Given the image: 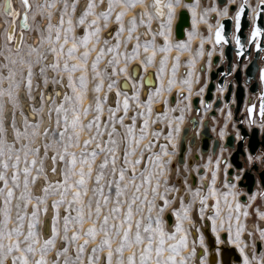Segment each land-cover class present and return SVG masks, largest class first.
Here are the masks:
<instances>
[{"label":"rangeland","instance_id":"374dc122","mask_svg":"<svg viewBox=\"0 0 264 264\" xmlns=\"http://www.w3.org/2000/svg\"><path fill=\"white\" fill-rule=\"evenodd\" d=\"M145 1L146 0H143V2L141 3L138 0V2L131 9L126 10L124 13L123 23H124L125 31L119 34L120 45H119V48L116 49L118 53H123L124 55L120 56V63L117 64L116 67L120 68V67L125 66V56H131L133 46L139 43L140 47L139 49H137L138 55H136L135 57L141 56L145 63L152 64L154 66L158 74V77H159V85L153 91H150L148 93V97L147 96L142 97L141 99L138 96L139 86L136 85L134 91L137 93V96L134 99V101H136L135 103L139 105L137 107H133V103L129 99L128 101L129 107H128L126 114L124 113L123 105H121L120 103H119V107L117 108V104L114 106H110L108 105L106 100L102 99L103 111L100 114L101 128L104 127L103 121L107 120L109 117V108L116 109L117 119L121 115L124 116L125 125L130 124L132 116L135 115L136 116V124H135L136 133H139L143 120L145 119L148 120V134L144 137L143 140L140 141V147L137 148V150L133 153V157H132L133 159H135L136 157H141V164L136 166L137 167L136 182H140L141 180L140 170L144 167L145 164L147 165L148 169L152 170L154 173L156 172V165H154L153 162L148 159L149 154L151 155L159 154L161 156L162 161H168V163L165 165V172H164V176L167 177V184H165L164 176H161L160 187L157 190L158 193H165V196L168 200V204L164 208V212L161 214L162 220H163L162 226H163L164 232L166 233L165 238H164L165 251L163 253V256H167L169 254L167 250L168 245L175 244L180 239L181 235H185L187 237L186 246L180 248L179 255L177 256V260H179L180 256H183L185 258L186 264H199V263L205 264V262H203L204 258H201V259L196 258L194 242H201V240L202 241L205 240V243H206V239L202 233L203 239L199 237L198 239L193 240L191 233L189 231V227H190V224L195 223L197 220L198 221L201 220L202 219L201 217L204 216L208 212L210 219H211L210 225L214 233L219 237V239H221V233L226 232V234H228L230 241L235 242L242 250L245 258H248L249 256H248L247 247H248L249 241L252 240L253 236L255 237V240L259 239V235L264 238V221L259 222L261 218H264V215L261 214V213H264V196H261L259 194L260 192H264V189L259 183L258 176L256 173L257 185L255 186L254 192H253V193H256L255 199L252 200L251 202L249 201V197L253 194L252 193L249 195L246 194L245 201L240 200L239 196L240 194L244 193L245 190L242 187H238L236 183L237 180L234 181V178H233V176L237 177V175H239L240 173L238 172V170L234 169L233 173L231 174L232 178H230L231 175L227 173V169L231 166L230 161H229L231 152L233 149L236 148L235 146L238 142V141L235 142V139H234L235 135H237V138L239 137V141H242L243 148L246 146V143H247L246 137L244 138L241 137V130H240L239 125L244 127L246 130H247V125L257 124L258 126L259 125L261 126L262 124V127L264 126V117L261 116V118H258L257 116L259 95H258V92L256 93L250 92L251 94H254V95L248 94L251 96L250 98L251 100L249 102H255V104L257 105L256 107H254L253 115L251 118L248 117L247 107L252 104L247 105L244 109L245 111L241 112L242 105H243V102H242V105L240 106L238 112L235 114L234 112L235 105L233 104L231 106V104H229L231 100H232V103H234L233 94H231L229 102H225L223 97L227 91V87L226 89L224 87L225 91H223L222 94H219L218 93L219 88L216 85V80L214 81V88H213V90L215 89L214 92L216 91L215 92L216 94H214V98H215L214 102L210 101L212 99V95L208 101L205 99V95H206V86L209 81L210 71L215 69L213 67L217 64V62L214 63L213 61L214 58L218 56V62L219 61L221 62V60L223 62L222 50L220 51V57H219L216 51L221 48L216 46L212 38L213 29L216 26V24L219 22V20L221 19V18L219 19L220 10H223L226 8V11L228 12L227 15H233V13L230 12V10L228 9V5L231 3L238 5L242 1H246V3H248V6L252 8L255 7L257 10L259 3H261L259 1L261 0H226V3L222 5L218 4L217 0H194L192 4V5H195L194 9L191 5L192 26L191 25L189 26L187 36L182 39H176L174 37V33L173 35L171 34V29H170L171 24L169 23V20L165 21L163 25H164L165 34L167 35V41H165V37L163 35H161L164 40L162 43L157 42L156 37H152L151 40H149L152 43L150 46H148L147 51L153 52V50H155V54L154 56L153 55L151 56L150 62H149V55L147 51H145V41H142L139 37L141 24L137 20V18H136V27L132 32V39L126 40V37L128 36L127 29L130 26L129 19L133 17V15L135 14V8L138 5H141L144 8V10L147 9ZM55 2H56V7L51 10L53 11V24L58 23L59 9L63 7V0H55ZM68 2L70 5L71 0H68ZM169 2L173 4L174 11L182 7L181 0H169ZM31 4L35 5V0H31ZM79 5H82V3H80ZM98 8L96 9L97 11H99ZM120 8H121V5H116L114 7L113 15L110 17L108 24L111 23L112 20H115L114 13L116 11H120ZM29 12L30 14H28V17L30 18V22H29L30 26L28 30L24 31V36H23V40L25 39L26 43L21 44L19 50H14L12 48V44L6 42L5 35L3 36V28H1V31H0V39L2 40V46H1L2 48L0 50V90H3V94L0 95V105H4L5 101L9 100L12 103V105H14L20 111L21 118L23 117L21 115L22 112H21L20 103L23 101V99L28 101L29 96L31 97L32 94H34V92H37L40 90L39 87L48 85V84L46 85L44 84L45 83L44 76L40 74L39 66L33 64L32 86H31V93H29L28 88H27V63L26 62L22 63L21 57H23L25 61L31 58L28 55L30 45L33 47H37L38 50L43 51L44 54H53L47 51V49L50 47L48 40L42 39L43 37H46L48 35V31L45 27V19H46L47 11H45L44 17L36 15L35 7H33V9H31ZM34 16L36 17L35 19H34ZM77 17L78 15H75V13L72 15V19L74 22L77 19ZM92 18H93L92 16L87 17L88 20H91ZM67 19L68 17L65 16V21H67ZM146 22H147V25H149V18H148V21ZM37 24L40 25V31L36 30ZM66 26H67V23H65L64 27ZM116 26L114 27V29H116ZM103 29L104 28H102L100 32L99 42L90 40L88 43L89 56L87 58L88 63H87V68H86L87 93L82 101L81 108L84 105H88V104H92L94 106L95 98L97 96L103 98L104 97L103 93L106 90V87L108 88L107 85L110 80L116 81L113 87H116L117 85V78L115 79L114 77L112 79H109L110 78L109 71L112 70V65H110L108 61L109 59L112 58L113 54L107 51L108 47L114 46L115 44H110V45L104 44V38L102 36ZM74 31L77 36H82L83 26H79L75 28ZM36 33L38 34V38L36 41L37 44L35 43L31 44L30 43L31 34L36 35ZM52 35L53 37L55 36V29H53ZM62 40H63V33L61 34V41L56 42L58 51H59V43L62 42ZM71 43L72 41L71 39H69V41L64 46V52L62 56L57 57L56 54H54L56 57V60H58L59 62L61 69L63 67L65 60H68L69 64L76 62L75 60L70 59L68 57L67 49L71 46ZM93 43H96L95 48L92 47ZM180 44H183L185 46L179 47L178 45ZM101 46L104 47L105 52L97 64V70L101 71L102 76H95L93 74L91 63H92V60L95 58ZM164 47H167L166 52L161 50ZM83 51H84L83 47H78L75 55L78 56ZM209 53H211V55H209ZM5 57H8V59L6 60ZM33 57H34V54H33ZM134 58L127 60L126 66ZM162 58H164V63H163V71L161 72L160 69H161V59ZM51 59H52V56H51ZM13 60H15V63H12ZM234 64L236 65L235 61H234ZM174 65H175V68L173 67ZM55 71L56 73L67 75V77L69 75L67 72H63L60 69H57ZM10 72L13 73V75L10 76L9 75ZM53 72H54L53 70L49 71V68L45 69L46 75L48 77H51L48 81L49 83H51L53 81V78L57 75L55 72L54 73ZM189 73L191 74L189 75ZM71 75L73 77V80L78 83V78L81 75V70L78 69L72 72ZM101 78L103 79V85L101 86L99 93L94 92L93 88L95 84L101 80ZM230 78H232V76L226 77L227 80H229ZM170 79L173 81L171 86H169ZM38 81L40 82L39 84L42 83L43 85L42 84L39 85ZM65 81L67 84V78H64V83ZM182 81H189L190 85L189 83H182ZM242 82H243V79H242ZM233 83L235 84L234 79H233ZM245 85L247 86V84ZM203 88H204V92L202 94ZM157 89L160 90L158 93H157ZM180 90H184V91L179 92L178 94L179 99L176 100L175 94L176 92ZM8 92H11L13 94L11 99L9 98L8 95L6 96ZM19 92L23 94L22 101H18ZM231 93H233V90ZM69 95H72V90H70ZM201 95H202L201 97L202 104L201 105L199 104L200 107L198 106V109H196L193 106L192 101L195 97H197L199 101ZM150 96H151V100H149ZM220 96H221V99L219 101V104L217 105V106L220 105L218 107V111H216L217 109L216 108L214 113L212 111L210 112L211 109H214L213 107H216L215 103L220 98ZM131 97H132V94H131ZM159 99L165 100L167 103L174 102V104L170 105L168 103L167 110L160 117H156L152 111V104ZM65 106L67 107L68 105L66 104ZM149 106L151 107V112L148 111ZM37 107L38 105L32 108L36 109ZM49 108L53 109L52 111L53 123L50 127L53 129H56V132L58 133L59 126L56 124L57 115L55 112V105H53V102L48 107V109ZM141 112L144 113L143 116L140 115ZM95 114L96 113L94 111L90 110L86 116L81 115V122L87 123L89 120L92 119V117ZM67 115H68L69 120H71L72 115H73L72 112L69 111ZM211 116L213 117L211 118ZM192 118L198 119V122H200L201 119L206 120L207 124L209 125L210 123L211 125L212 136L216 139H220V137L224 136V140L220 141V145L217 147L214 153H211V151H209V154L204 156L202 160L199 162V164L197 165V170L198 168H201L202 170L201 179H204L205 181L200 180L198 184L196 185V187L195 186L192 187L189 185L188 187H186V193L184 195L177 196L175 194L176 192L174 189V186L176 184V182L174 181L175 176H171L170 164L176 155V150L178 147V140H179L178 137L182 131L180 130V128L182 129V127L186 123L189 126V131L190 129L195 130L197 128V126L196 127L191 126L190 120ZM7 122L8 124L11 123V119L7 118ZM62 123L63 121H61V124ZM12 125L13 123H11L10 126L12 127ZM177 125L179 126V132L175 131ZM11 127H10V133L12 135ZM116 127L118 129V132L114 133V136L117 139V142L120 144V148L118 149V152H117V156L119 158L116 164V174H118L119 169L122 166V155L121 154L124 148L122 137L125 136L126 129L120 127L119 123L116 124ZM170 127L172 131L171 140H169L168 138ZM18 130L21 133H23L25 130V125L21 129L19 128ZM28 130L29 132H31L30 127ZM69 131H71V129H69ZM93 131H95V127H93ZM153 132L158 133V135L152 136ZM226 132L227 134H225ZM88 135L89 133L87 130L82 131L80 134L81 143L79 145H74L72 148L69 149V151L77 153L78 161L80 158V150L81 148L84 147L83 140L87 138ZM229 136H232L233 138V143H234L233 147L224 145L227 137ZM43 137H42L43 145L47 140L54 139V136H50L44 133H43ZM101 139H107L106 132L104 133ZM149 140L153 141L151 148L144 149L143 153H141V149L143 148V145L148 143ZM22 143H27L29 147H35L36 144L39 143L38 135L37 136L30 135L26 140L22 136L20 141H15V143L11 142L9 144H14V148H21ZM160 145H164L165 148L162 150L160 148ZM94 147H95V143L88 145L89 150H91ZM48 151H49V158H50L53 148L50 147ZM262 151H264V149L259 148L256 151V153L253 154L252 157H259ZM17 154L20 157L19 162L17 163L16 170H15L16 175H17V180L12 181L11 175L13 173V168L11 167V165H12V162L15 160ZM43 155H44V148L42 152L39 151L36 154L37 162H39L40 157ZM104 157H105L104 152L98 153L92 165L93 172L91 174V177H88L87 175L85 177L87 187H88V192L84 197L85 203H87V199L89 196H93L92 189L94 187L99 186L96 184L95 175L97 171H100L99 164L103 161ZM32 158H33V154L29 152L27 160H31ZM49 158L45 159V170L50 163ZM0 160H7L9 164V167L7 169L0 167V171H3L8 179L7 187H10L13 189L12 200L7 205L8 221H7L6 227L8 230H10L16 227L18 224H20V222L17 221L16 217L18 214H23L24 221H23V224L20 225L21 235L19 237H16L15 235L12 237V239H19L21 241V248H23L24 244L26 243L24 241V235L27 233L28 220L30 218L31 212L33 211V205H36L37 217H38V220L42 223V215L45 212V209L47 211L49 206L52 207V201L60 198V191L57 190L55 193L50 191L47 197L45 198L44 202L39 203L35 199V197L37 196V194L34 191L35 184L31 182V176L36 175L35 166H32L33 170L29 174V189L31 190L32 198L28 200V207L25 208L23 206L24 200L21 197V193L24 191V175H25L22 169L25 166H27V160L25 159L23 149L21 148V151L19 153H16L15 151H13V153L10 156L8 152L5 150L4 155H0ZM240 160L243 163V168H246L247 163L250 162V161L248 162V159L246 158L245 154L241 156ZM255 161L257 163L258 169L261 170L264 164H262L260 160L258 159ZM62 166L63 165L61 164V162L57 160L56 167L61 168ZM75 167L79 169L80 167L79 162L76 164ZM111 168H112L111 161H109V164L103 169L104 177L100 181V184L104 185L105 195L109 194V188L106 183L107 180L112 179L113 185H112V192H111V196H110L107 208L102 209L101 216L99 218L93 216V219H95L97 222V226H99V220L103 218V215L106 213L107 209H110L111 207H113V202L116 199L115 198L116 174H114L111 171ZM184 169L186 171L185 166H184ZM213 171L216 172V178L214 181L212 180ZM85 173H87V165H85ZM175 175H176V172H175ZM75 179H78V176H74L73 180ZM121 183L123 184L124 181H122ZM154 183H155V180L153 179L152 181H150L148 185L149 187L148 199H153V196L151 193V185ZM210 186H211V189L215 190V196L211 194ZM166 187L170 188L171 190L166 192L165 191ZM197 190H199V194L201 196L205 197V200L203 202H201L199 196L196 195ZM6 191H7V188H5L3 181H0V230H3L5 227L3 224V221H4ZM72 191H74V189H69L65 193V196H64L65 203H61L56 209L52 207V211H53L52 216L58 215L57 225H56L57 235L55 237L56 246H59L62 243L61 237L64 236V231H63V216L65 214L64 209L66 207V201L71 199ZM133 191H134V188L132 186H129V188L126 190V196H122L120 197V199L122 201H126V199L131 196ZM143 191H144V187L142 186L140 189V193H139L141 198H143ZM226 192L230 194L225 196L224 193ZM42 194L43 192L41 193V195ZM181 198H183V204L187 207L188 219H181V225L183 228V232H176L175 227H174L175 224L171 227V229H168L166 227V223H165L166 213L165 212L167 209H169L170 211L174 213L179 212L181 217H183L184 209L181 207ZM154 199H155L156 206L153 208V211L151 213L153 220L155 219L157 213L159 212V208L164 203L163 200H161L159 195H156ZM18 203L21 205L19 208L16 207ZM101 203L103 204L102 200H101ZM136 203L139 204V201H137ZM237 203L241 205L239 213H237L236 211ZM213 205H215V207H213ZM229 205H231V207ZM92 206L93 208L95 207V197L94 196H93ZM126 208H127V204L123 203L121 205V212L117 213L116 216L122 217L124 214V211H126ZM201 209L203 210L202 212H201ZM245 209H247V212H248L247 216L244 215ZM133 210H134V216H133L132 232L134 233L135 231L134 221H135L136 216L140 215L143 217V216L148 215L147 201H145L143 213H135V205L133 206ZM85 211H87V209H85ZM74 214L75 213H73V215ZM175 218L177 220L176 216ZM213 221L215 223H213ZM145 222L146 221L142 220V226H141L142 234H143V224ZM41 223H38L36 225L38 235L36 237L37 242L34 245V247H36L37 249H39L40 246L43 244V240L47 238V236H44V237L41 236ZM90 223L91 221H89L88 219H85L83 224L80 225L79 227L69 226V229H68L69 237L71 236V233L73 230H77L81 233V235L79 239H77L76 243L77 244L82 243L83 240L85 239L83 233L88 229V227L90 226ZM109 223L110 224L115 223V220L110 218ZM208 224H209V220H208ZM248 224H252L251 232H248V228H247ZM154 226L155 225L153 224V227ZM169 233H175L174 238L169 239L167 235ZM120 235H122V232ZM102 236H103V233L97 232L95 240L89 239V243L85 246V264H86L87 255L91 253V248L100 242ZM9 242L10 241L7 237H4L2 240H0V243L4 244L5 247H7ZM146 243H147V240L145 239L143 241V244H146ZM156 243H157V240L154 238L153 239V251L151 253L153 258H155ZM118 244H119V236L113 239L112 248L115 249ZM143 244L133 245L132 247H127L124 249L122 253V258L124 259L125 264H127V257L129 254H133L136 259L137 264H139L140 253L141 251H143ZM255 247L256 246L254 245V253L252 254V257L254 258L257 257L258 255L255 252ZM55 251H56V247L54 246L47 253L49 264H51V260L55 258L54 257ZM106 251L107 249H104L98 254L103 258L104 253ZM69 252L70 254H74V249H72L71 244H69ZM19 255L20 253L14 249L13 252L6 258V264H10L11 256H19ZM39 255H40L39 251L35 253H26L29 264H34V261L39 257ZM115 258H116V254L114 253L113 264H115ZM261 260H262V255H261ZM261 260L259 264H264L262 263ZM17 264H19V261H17ZM100 264H102V261L100 262ZM148 264H152V261H149ZM241 264H244V263H241Z\"/></svg>","mask_w":264,"mask_h":264},{"label":"snow or ice","instance_id":"6c2138e0","mask_svg":"<svg viewBox=\"0 0 264 264\" xmlns=\"http://www.w3.org/2000/svg\"><path fill=\"white\" fill-rule=\"evenodd\" d=\"M138 0H84L82 5H79V15L75 22L72 19V15L78 11V0H71V4L69 5L68 0H63V7L59 9V19L58 23L53 24V8L56 7L55 0H35V5L29 3V0H22L23 7L25 9L24 19L25 24L24 27H28L27 21V12L33 7L36 9V15L44 17L45 11H47L46 19H45V27L48 31V35L43 37V40H48L50 47L47 49L48 52L56 54L57 57L62 56L64 52L65 44L71 39V46L67 49L68 57L70 59L75 60V63L69 64L68 60L64 61L62 69L60 68L59 62H49L46 63L48 57L44 55L43 51L38 50L37 47L29 46V57L27 61L21 57L22 63H27V88L29 93H31L32 86V75H33V64L39 66V72L42 76H44V82L47 84L48 77L45 73L46 68H51L53 71L60 69L63 72H67L69 75L67 77L68 88L72 90V95H69L67 92H61L59 88H53L52 92L56 94L57 98L63 97L60 99L59 103L55 105V112L57 115L56 124L59 126L58 133L56 129L51 127H44L43 133L54 136V139L47 140L44 145V155L40 157L39 162H37L36 154L39 152V143L36 144L35 147H29L27 143H22L21 148L24 151L25 159L27 160L29 152L33 154V158L31 160H27V166H25L22 171L24 175V191L21 193V197L24 200L23 206L25 208L28 207V200L32 198L31 190L29 189V174L32 172L33 167L35 166L36 175L31 176V182L35 184L38 179L43 178L44 184L42 195H37L35 199L39 203H43L49 192L55 193L57 190L60 191V198L52 201V207L56 209L61 203H65L64 196L65 193L69 189H74L71 193V199L66 201V207L64 209L63 216V231L64 236L61 237L62 243L59 246H56L55 237L57 235V219L58 215L52 216V226H51V235L47 236L46 239L43 240V244L39 249L34 247L36 244V237L38 235L36 225L41 223L37 217L36 205H33V211L30 214V218L28 220V229L27 233L24 235V247L21 248V241L19 239H12L15 235L19 237L21 235V226L24 221L23 214H18L16 219L20 222L16 227L8 230L7 229V221H8V211L7 205L10 203L13 197V189L7 187L8 179L3 171H0V181H3L6 191L5 198V210H4V229L0 230V240L4 237L9 239V244L5 247L4 244L0 243V264H6V258L13 252L15 249L20 253L19 256H11L10 264H29L26 253H35L39 251V257L34 261V264H49V259L47 257V253L50 251L52 247H56V251L54 253V259L51 260V264H85V246L89 243V239L95 240L97 232L103 233V236L100 242L94 245L91 248V253L87 255L86 264H113V256L116 254L115 264H125L124 259L122 258V253L125 248L132 247L133 245H141L143 241L146 239L147 243L143 244V251L140 253L139 264H148L149 261H152V264H186L185 258L180 256L179 260H177V256L179 255V251L181 247L186 246L187 237L185 235H181L180 239L172 245H168L167 256H163L165 251L164 248V238L166 233L163 229V220L161 214L164 212V208L168 204V200L165 196V193H158V188L160 187V178L164 176L165 165L168 161H162L161 156L151 155L149 154L148 159L156 165V172L154 173L152 170L148 169L145 164L141 171V180L140 182H136L137 177V165L141 164V157H136L133 159V153L140 147V141L144 139V137L148 134V120H143V123L140 127L139 133L135 131L136 124V116L133 115L131 118V123L125 125L124 116L121 115L117 119L116 109L109 108V117L107 120L103 121L104 127L101 128V112L103 111L102 107V99L107 100L108 94L105 93L104 97L101 98L97 96L95 98L94 106L92 104L84 105L81 108L82 101L87 93L86 86V68L88 63L89 49L88 43L90 40L99 42L100 40V32L102 28L108 27V21L110 17L113 15V9L116 5H121L120 11L115 12V20L118 22V27H116L115 31L117 34L116 43L114 46H110L107 48L109 53H112V58L109 59L108 63L112 65V74L115 75L117 72L127 73L128 69L126 66L127 60L134 58L138 55L137 49H139L140 44L137 43L133 46L132 55L125 56V66L117 68L116 65L120 63V56L124 55L123 53H118L116 51L119 48L120 40L119 34L125 31L123 16L126 10L131 9ZM139 2H143V0H139ZM155 5V9L157 13L161 11V0H153ZM261 3H264V0H261ZM100 8V11H97V8ZM168 11V20L171 21V17L173 14V4L169 3L167 5ZM193 9L195 5H192ZM9 15H13L10 11ZM65 16L68 17L67 21H65ZM92 16L91 20H88L87 17ZM143 16H148L149 20L151 16L147 11L142 13ZM240 12L236 13L237 21H239ZM36 17L34 16V19ZM65 23L67 26L64 27ZM140 23H145L143 19H141ZM129 27L127 29L128 36L127 39H132V32L136 27V18L135 15L129 19ZM83 26V35L77 36L75 34V28ZM237 27H239V23H237ZM55 29V36L53 37L52 32ZM36 30L40 31V25L37 24ZM63 33V40L59 43V51L57 50L56 42L61 41V34ZM261 33L259 29L254 28L252 31V36L257 37ZM106 36H111L112 32L109 30L105 33ZM147 35V33H145ZM160 35L165 37V41H167V35L164 31V25H161ZM17 41L23 39V35L21 34L16 38ZM224 39L221 35V28L216 29V42L219 43ZM14 40L13 37V29H8L6 41L12 42ZM108 40L104 41V44H107ZM151 41H145V51L148 50V46L151 45ZM179 47H184L185 45L180 44ZM240 46L239 38H237V47ZM259 47V45H257ZM14 47L19 49L20 44L17 42L14 44ZM83 47L84 51L81 52L78 56L75 55L77 48ZM93 48L96 47V43H93ZM166 52L167 47L161 49ZM105 49L103 46L100 47L97 52L95 58L92 60L91 67L93 69V74L95 76H102L101 71L97 70V64L99 60L104 55ZM34 54V57H33ZM155 54V50H153L151 55ZM151 55L149 56V62L151 60ZM211 55V53H209ZM7 60L8 57H5ZM15 63V60L12 61ZM163 63L164 58L161 59V69L163 71ZM175 68V65L173 66ZM81 70V75L78 78V83L73 80L71 75L72 72L76 70ZM191 73H189L190 75ZM9 75H13V73H9ZM260 79L264 81V68L260 69ZM53 84H58L60 87H63L62 81H57L53 78ZM116 81L110 80L108 83V88L111 89L115 85ZM173 81L169 80V86ZM182 83H189V81H182ZM103 85V79L97 82L93 88L94 92L99 93L101 86ZM160 90L157 89V93ZM3 94V90H0V95ZM7 95L11 99L13 94L8 92ZM121 95L120 91L116 92V96L119 97ZM137 93L134 91L132 93V98L135 99ZM41 98L46 100H51V94L41 93ZM151 100V96L149 97ZM129 98L125 95L123 100V109L124 113H127L129 107ZM119 100L117 101V108L119 107ZM68 105L67 107L65 105ZM25 110L27 111V107L25 106ZM92 110L96 114L89 120L87 123L81 122V115H87L88 112ZM52 108L48 109L49 120L51 119ZM72 112V118L69 120L67 113ZM148 111L151 112V107L149 106ZM252 108H248V113L251 116ZM37 110L32 108L28 111V114L25 116L23 112L21 113L23 117V122L25 124V130L21 133L15 127V116L13 115V126L12 133L15 136L16 141H20L23 136L26 140L30 135L37 136L40 130V121H34ZM260 112L262 117H264V103L260 106ZM141 116L144 115L143 112L140 113ZM6 112L3 105H0V155H4L5 150L8 152L9 156L15 151L19 153L21 148H14V144L7 143V140L4 139L5 129V120H6ZM180 119V118H178ZM61 121L63 123L61 124ZM111 122V123H109ZM119 123L120 127L126 129V134L122 137V142L124 144V148L122 151V166L119 169L118 174H116V164L118 160L117 152L120 148V144L117 142V139L114 136V133L118 132L116 124ZM29 127L31 128V132H29ZM93 127H95V131H93ZM71 129V131H69ZM87 130L89 135L87 138L83 140L84 147L80 150V158L77 160V153L69 151L74 145H79L80 134L82 131ZM176 132H179V126L177 125ZM107 133V139H101L104 133ZM158 133L153 132L152 136H156ZM169 140L172 139V131L171 127L168 133ZM15 143V142H14ZM95 143V147L91 150L88 149V145ZM153 144L152 140H149L148 143L143 145L141 149V153H143L144 149H150ZM52 147L53 151L50 156L51 160V171L53 173L57 172V160L61 162L63 165L59 169V175L62 179L49 181V177L45 172V159L49 158L48 149ZM175 147V146H174ZM160 148L163 150L165 148L164 145H160ZM58 149V150H57ZM99 152H104L105 157L103 161L99 164L100 171L96 172L95 181L98 187H94L92 189L93 196L95 197V207L93 208V196H89L87 199V203H85L84 197L88 192V187L86 183V175L91 177L93 172V162L95 161L96 156ZM110 154V155H109ZM166 154V153H165ZM19 155H16L15 160L12 162L11 167L13 168V173L11 175V180L16 181V167L19 162ZM250 162H254L255 160H260L262 164H264V151L261 152L259 157H252L251 155L248 157ZM111 161V171L116 174L115 178V200L113 202V207L107 209L106 213L103 215V218L99 220V226H97V222L93 219V216L99 218L101 216L102 209H106L109 203V199L112 192L113 180H107V185L109 188V194H104V185L100 184V181L104 177L103 169L109 164ZM79 162L80 167L77 169L75 166ZM85 165H87V173H85ZM0 167L7 169L9 164L7 160H0ZM264 170V169H262ZM241 173L245 171V169L240 170ZM74 176H78V179L73 180ZM127 176V178H126ZM216 178V172H212V180L214 181ZM155 180V183L151 185V193L153 199H148L149 193V183L152 180ZM237 180L241 179L240 175H237ZM165 184H167V177L164 176ZM124 181L122 184L121 182ZM132 186L134 188L133 193L130 197L126 199V201H122L120 197L126 196V190ZM144 187L143 198L139 195L141 187ZM170 188L165 189V191H170ZM210 191L213 196H215V190L211 189ZM230 193H224L225 196ZM261 196H264V192L259 193ZM159 195L161 200H163V205L159 208V212L157 213L155 219L151 215L153 208L156 206L155 204V196ZM196 195L199 196L201 202L205 200L204 196L199 194V190L196 191ZM256 197V193H253L249 197V201L251 202ZM103 201V204L101 203ZM139 201V204L136 202ZM147 201V216L137 215L134 221L135 231L132 232L133 229V216L134 210L133 206L135 205V213H143L144 204ZM123 203L127 204L126 211L122 217H117L116 214L121 212V205ZM21 205L18 203L16 205L19 208ZM231 207V205H229ZM181 207L184 209V215L181 217L179 212L174 213L177 217L176 223L174 225L176 232H183V228L181 225V219H188L187 216V207L183 204V198H181ZM215 207V205H213ZM241 205L239 203L236 204V211L239 213ZM87 209V211H85ZM46 211V209H45ZM203 210L201 209V212ZM73 213H75L73 215ZM264 215V213H261ZM244 215H248L247 209H245ZM115 220V223H109V220ZM88 219L91 221L88 229L83 233L85 239L82 243L77 244L76 241L79 239L81 233L77 230H73L71 236L68 235L69 226L79 227L83 224L84 220ZM142 220L146 221L143 224V234L141 231ZM213 223H215L213 221ZM153 224L155 225L153 227ZM242 227V226H241ZM215 230V229H214ZM43 232V229H41ZM122 232V235H120ZM168 238H174L175 233L167 234ZM117 236H119V244L115 249L112 248V241ZM157 240L155 245V258L151 255L153 251V239ZM69 244H71L72 249H74V254H70L69 252ZM107 249L104 253L103 258L98 254L102 250ZM62 257V258H61ZM127 264H137L136 259L133 254H129L127 257ZM244 264H248L247 258H245Z\"/></svg>","mask_w":264,"mask_h":264},{"label":"bare ground","instance_id":"6f19581e","mask_svg":"<svg viewBox=\"0 0 264 264\" xmlns=\"http://www.w3.org/2000/svg\"><path fill=\"white\" fill-rule=\"evenodd\" d=\"M193 1L194 0H181V2H182V7L181 8H185L188 11L189 15H190V25L191 26H192L191 5L193 4ZM259 2H261V1H259ZM12 3H13V8L15 10H19V12H21V10H23V5H22V2L20 0H12ZM29 3H31V0H29ZM80 3L83 4L84 3V0H79L78 1V11L75 13V15H79V4ZM145 3H146V8L147 9L144 10V8L141 5H138L135 8V14H134L135 15V18H137V20L139 22L141 21V19H143L145 21V23H143V24L140 23L141 25H140L139 37H140V39L142 41H149V40H151L152 37H156L157 42L162 43L164 40H163L162 36L160 35L161 25L165 21H168V11H169V9H168L167 5L170 2H169V0H161L162 7H161L160 13H157L156 12L155 5L153 3V0H146ZM242 3H245V5L247 6L249 19H250V21H252L253 15H254V12H255L256 8L255 7L252 8V7L248 6V3H246V1H242L240 4H242ZM2 4H3V0H0V31H1V28H3V36L5 35V38H6V30H7V27L9 26V23H10L11 19H10V17L6 16L2 12ZM231 4L228 5V9H229V6ZM263 5H264V3H263ZM236 6H239V4L236 5ZM181 8L177 9L176 11L173 10V14H172V17H171V21L169 22L171 24L170 29H171V34L172 35L174 33L173 32V28H174V23L176 22V19H177V13H178V11ZM98 10L100 11V8H98ZM29 11L27 12V24H28V28L30 26L29 25L30 24L29 23L30 22V18L28 17V14H30ZM144 11H147L149 13V15L151 16V19L149 20V25H147V22H146V21H148V16H143L142 17V13ZM116 12H118V11H116ZM227 13L228 12L226 11V8L223 9V10H220V14H219L220 17H219V19L220 18L221 19L222 18H225L227 16H231V15H227ZM263 14H264V6H263ZM251 16H252V18H251ZM114 17H115V13H114ZM125 17H126V15H125ZM41 20H43V19H41ZM116 25L118 26V22H116V20H112V22L108 24V27L103 29L102 36L104 38V41L106 39L108 40L107 45L115 44L116 43V37L117 36H116L115 29H114V27ZM16 26H17V22H16ZM108 30H111V32H112V35L111 36H106L105 35V33L108 32ZM188 30H189V27H186L185 28V37L188 34ZM24 31H26V30H23V36H24ZM145 33H147V35H145ZM37 38H38V34L37 33H36V35L31 34L30 43L31 44H34V43L37 44L36 43ZM6 42L9 43L8 41H6ZM24 43H26V40L25 39L23 40V42L21 41L20 46H21V44H24ZM10 44H12V43H10ZM1 46H2V40L0 39V50L2 48ZM219 48H221V49L217 50L216 53H218V55L220 57V51L222 50L223 45L219 46ZM19 49H20V47H19ZM19 49H17V50H19ZM147 53H148L149 56L152 54L151 51H147ZM44 55L46 57H48V60L46 61V63H49V62H57L56 57H55L54 54H44ZM51 56H52V59H51ZM260 61H259L260 68L261 67H264V64L262 65V63H264V61H261V62ZM244 64H245V62H244ZM133 65H137L138 66V76L135 77V78L131 77V67ZM217 66H218V64H216L213 68H216ZM235 66L236 65L234 64L233 65V70H235ZM127 69H128V72L127 73H119V72H117L115 75H113L112 74V70L109 69L110 70L109 71V76H110L109 79H112L114 77H115V79L117 78V85H116V87H112L111 89H109V88L106 87V90L103 93V95L105 93L108 94V99L106 100V102L110 106L116 105L118 100H119L120 104L123 105L124 97H125V95H127L128 98L133 103V107H137L139 104L135 103L136 101H134V99L131 97V94L134 92L135 87L137 85V86H139L138 96H139L140 99L142 98L141 92H142V89L145 86L143 84V79H144L145 75L149 71L151 72V75H150V80L148 78V81H150V82L152 81V84H150V85H148V87H146V95H145V97L146 96L148 97V93L150 91H153L159 85V77H158V74L156 72V69L154 68V66L152 64L145 63L144 60H143V58L141 56L135 57L127 65ZM50 70H52V69L49 68V71ZM242 70H243V68H242ZM54 72L56 73V71H54ZM56 74L57 75L54 77V79L57 80V81H62L63 82V87H60V85H58V84H53V82H51V83L47 82V84L52 85V89L58 87V88L61 89V92H67L69 94V92H70L71 89L68 88V86H67L68 81H67V84H66V81L64 83V78H67V75L60 74V73H56ZM51 75H53V74H51ZM50 78L51 77H48V81H49ZM122 79L127 80V83H128V85L130 87L129 90L121 89L120 88L119 84H120V81ZM227 82H228V80L226 79L225 85L223 87H218L219 88V91H218L219 94H222V92L225 91L224 90V87L226 89ZM39 83L40 82L38 81V84ZM38 84H37V86H38ZM41 84H39V85H41ZM7 87H8V85H7ZM44 87L45 86L39 87L40 90L39 89H37V90L43 92L44 91V89H43ZM234 87H235V84H234ZM244 88H245V96H244L243 105H242V111L241 112H244L245 111L244 110L245 107L247 105H249V104L254 105V107L257 106L255 104V102H249L251 100L250 99L251 98L250 95H254V94H251L250 92L247 91V86L245 84H244ZM118 90L121 93V95L119 97L116 96V92ZM214 90L212 92V99L210 100V101H213V102L215 100L214 94H216L215 93L216 91L214 92ZM39 91H37V92H39ZM183 91L184 90H180V91L176 92V94H175V99L176 100L179 99V95H178L179 92H183ZM203 92H204V88L202 89V94H203ZM248 94H250V95H248ZM22 95L23 94L21 92H19V94H18V101H22V99H23V96ZM34 95L35 94H32L31 97L29 96L28 101H29V105H30V108L31 109H32V107H35V106L38 105V107L36 108L37 113H36V116L34 118V121H37V120L40 121V130H39V133H38V138H39V146H40L39 147V151L42 152V150H43V143H42L43 128L46 127V126L50 127L52 125V123H53V113L51 112V114H50L51 115V119L49 120L48 107L51 105L52 102H53V105H56L57 103H59L60 99H63V97L61 96V97L57 98L56 94L53 93L51 100L42 99L40 97V102H38V104H33L32 102H33ZM6 96H7V94H6ZM201 97H202V95L200 96V99L198 101V106L199 107L202 104ZM220 99H221V96H220V98L218 100H220ZM25 101H27V100H24L23 99V101L20 104L22 105L23 102H25ZM168 103L165 100L159 99V100L155 101L152 104V111H153V113L155 114L156 117H160L167 110ZM234 103H235V101H234ZM234 103H232V100H231L229 104H231V106H232ZM169 104L170 105H173L174 102H170ZM209 104H210V102H209ZM219 106L213 107L214 109H211L210 112L212 111L214 113L216 108H217L216 111H218V107ZM3 107H4L5 112H6V117L8 119L10 118L11 119V123H13L12 118H13V115H14L15 116V127L17 129H19V128L21 129L25 124H24V122L22 120L23 118L20 117V111L14 105H12V103L9 100H6L5 101ZM24 115L26 116V114H24ZM212 117L213 116H211V118ZM7 118L5 120V129H6V131L4 133V139L7 140V143H11V142H15L16 140H15L14 134L12 133V135H11V133H10V127H11L10 125H11V123L8 124ZM191 120H190V122H191ZM198 123L199 124L196 125L197 128L195 130H191V129H190V131L188 130V133H187V135L185 137L186 150L184 152V161H183V163H178L176 161L177 152H178V147H177L176 155H175L174 159L171 161V164H170L171 176H175L174 181L176 182V184L174 186V189H175V192H176L175 194L177 196L184 195L186 193V187H188L189 185L192 186V187H194V186L196 187V185L198 184V182L200 180H204V179H201V177H202V174L201 173L202 172L201 173L198 172L197 165L202 160V158L204 156H206L207 154H209V151H211V145H212V142H213L214 137L211 134L212 133V128H211L210 123L208 125L207 124V121L204 120V119H201L200 122H198ZM204 124L207 125V127H208L207 129H208V131L210 132V135H211L209 137V139H208L209 148H208L207 151H202L201 150V142H202V137H203L202 130H203ZM184 126H188L187 123ZM191 126H192V124H191ZM196 126H192V127H196ZM253 127H257L259 133H261L262 124H261V126L260 125L258 126L257 124L247 125V131L249 132ZM188 128H189V126H188ZM11 129H12V127H11ZM180 130H182V129L180 128ZM199 130H200V132H199ZM225 134H227V132ZM181 136H182V133H180V135L178 137L179 140H180ZM190 138H192L191 141H190ZM234 139H235V142L239 141V137L237 138V135H235V138ZM179 140H178V143H179ZM218 140H219V143H220V141L224 140V136L220 137V139H218ZM244 151H245V156L248 159L250 153L248 152L246 146L244 147ZM211 153H214V152L211 151ZM251 156H253V155H251ZM240 159H241V156H240ZM49 162L50 163H49V165L47 166V168L45 170L47 176L49 177V181L57 180V179H62V177L59 175V169L60 168L58 167L57 168V172L56 173H53L51 171V160H50V158H49ZM248 162H249V159H248ZM254 162H256V161H254ZM254 162H251V163L249 162L250 164L247 163L246 167H250L252 165V163H254ZM184 166L186 167V171L184 169ZM241 169H243V168H241ZM241 169H239V170L238 169H235V170H238V172L241 174V171H240ZM262 169H264V166H263ZM175 172H176V175H175ZM231 178H232V175H231ZM233 178H234V181L237 180L235 176H233ZM43 184H44V181H43V178L42 177L40 179H38V181L35 183V185H34V191H35V193L37 195H41L42 189H43ZM252 193H250V194H252ZM247 195H249V194H247ZM165 213H166V218H165L166 227L168 229H171V227L176 223V218H175L174 212H172L169 209H167ZM52 214H53L52 207L49 206L48 207V210L45 211L43 213V215H42L41 229L43 228V224H44L45 221H47V223H48L46 232H44V231L41 232V236L42 237L48 236V235L51 234V226H52V218L51 217H52ZM201 218H202L201 220H199V221L197 220L195 223L190 224L189 231L191 233V236H192L193 240H196L199 237H201L203 239V235H204L203 229L206 228L207 229V232H208V235H209V244L207 243V241L205 243V240L204 241L201 240V242H194L196 258H198V259L204 258V261L203 262H205V264H239V263L241 264V263H244L245 256L243 255L242 250L240 249V247L235 242L230 241V239L228 237V234H226V232H222V233H225L226 234V238L223 239L221 237V239H219V237L214 233V231H213V229H212V227L210 225V220L211 219H210L209 213L207 212ZM204 219L205 220L208 219L209 220V224H205L204 223ZM263 221H264V218H261L259 220V222H263ZM247 228H248V232H251L252 224H248V227ZM202 233H203V235H202ZM204 237L206 239V236L205 235H204ZM256 240H259L262 243V245L264 246V238L263 237H261L259 235V239H256ZM256 240H255V237L253 236L252 240L249 241V243H248V247H247L248 256H249L247 258L248 264H259L260 263L261 254L257 255V257H255V258L252 257V254L254 253V245H255ZM225 245H228L229 247H231L232 250L230 252L225 251L224 254H222V257H219V254H218L219 252H218L217 249H219L221 246L224 247ZM211 253H213V256L211 257V260H209L208 257H209V255ZM235 253H237L240 256V258H241L240 262H236V261H232L231 260L233 254H235ZM262 263H264V262L262 261Z\"/></svg>","mask_w":264,"mask_h":264},{"label":"water","instance_id":"95a60500","mask_svg":"<svg viewBox=\"0 0 264 264\" xmlns=\"http://www.w3.org/2000/svg\"><path fill=\"white\" fill-rule=\"evenodd\" d=\"M22 2V0H20ZM218 4L222 5L226 3V0H217ZM23 5V4H22ZM263 4L260 3L258 5V8L256 12L253 15L252 21H250L248 16V8L245 5V3L239 4V6H236L235 4H231L229 6L230 12L233 13L231 16H227L225 18H222L218 24L215 26L213 32H212V38L213 42L216 44V46L223 45L222 48V54H223V62H218V56L214 58V63L217 62L218 66L210 71L209 74V81L206 86V95L205 99L208 101L211 98L212 90L214 88V81L216 80V85L218 87H223L225 84V79L228 76H232L227 82V91L224 95L225 102H229L231 94H233L234 97V105L235 114L238 112L240 106L242 105V102L244 100L245 96V88L244 84H247V89L249 92H258L259 95V103H258V110H257V116L258 118H261V112H260V106L262 103H264V81L260 79V69L264 68L259 66V61H264V14H263ZM12 12L13 15H9V12ZM240 12L239 21H237L236 13ZM2 12L10 17L11 21L9 23V26L6 30V36L8 29H13V37L14 40L12 42V47L14 50H17L16 47H14L15 43H21L22 40L17 41V37H19L21 34L23 35V30H27L28 27H24L25 19H24V13L25 9L23 7V10L19 12V10H15L13 8L12 0H3L2 4ZM17 22V26H16ZM27 23V21H26ZM237 23H239V27H237ZM190 25V15L188 11L185 8H181L177 13V19L174 23V37L176 39H182L185 37V28L189 27ZM221 28V35L224 37V39L217 43L216 42V29ZM259 29L260 35L257 37L252 36L253 29ZM237 38H239L240 46L237 47ZM259 45V47L257 46ZM234 61L236 62L235 70H233ZM245 62V64H244ZM243 68V70H242ZM131 75L133 78L138 76V66L133 65L131 67ZM151 72L149 71L144 79L143 84L145 85L142 89V97H145L146 95V87L148 85L152 84V81H148V78L150 80ZM233 79L235 81V87L233 84ZM243 79V82H242ZM259 82V83H258ZM120 85L123 89L129 90V85L127 83V80H122L120 82ZM233 90V93H231ZM173 99V98H171ZM218 100L215 103V106L219 104ZM193 106L198 109V98L195 97L192 101ZM251 107L252 110H254L253 105H249L247 107V113L248 108ZM253 115V111L251 116L248 113V117L251 118ZM192 126H196L198 124V120L193 118L191 120ZM241 130V137H247V143L246 147L250 154H255L256 151L259 148L264 149V126L262 127L261 133H259L258 129L256 127H253L249 132L242 126H240ZM207 125L204 124L203 130H202V142H201V150L207 151L209 148L208 139L211 136L210 132L207 129ZM188 126H184L182 128V136L178 143V152L176 161L178 163H183L184 161V152L186 150V142L185 137L188 133ZM192 138H190L191 141ZM220 145L219 140L214 138L212 145H211V151L215 152L217 147ZM224 145H228L230 147L234 146L233 138L232 136L227 137ZM236 148L232 150L231 155L229 157V161L231 166L227 169V173L231 175L234 171V169H241L243 168V163L240 160V156H243L245 154L242 141H238ZM245 171L240 174L241 179L237 180V186L244 188L245 192L243 194H240L239 198L242 201L246 200V194H250L254 191L255 186L257 185L256 181V173L258 176L259 183L261 184L262 188L264 189V170H259L257 163L254 162L250 167L243 168ZM198 172L201 173V168H198ZM231 178V177H230ZM205 224H208L207 220H204ZM47 221L43 224V231L46 232L47 230ZM204 235L206 236V241L209 244V235L207 232V229H203ZM221 237L223 239L226 238V234L222 233ZM255 251L257 254L262 255V261L264 262V246L259 240H256L255 242ZM218 250L219 257H222V254H224L225 251L230 252L232 250L231 247L228 245H225L224 247H220ZM217 253V252H216ZM213 256V253H211L208 257L209 260H211V257ZM232 261L240 262L241 258L240 256L235 253L233 254Z\"/></svg>","mask_w":264,"mask_h":264},{"label":"flooded vegetation","instance_id":"af4514ba","mask_svg":"<svg viewBox=\"0 0 264 264\" xmlns=\"http://www.w3.org/2000/svg\"><path fill=\"white\" fill-rule=\"evenodd\" d=\"M261 62V61H260ZM263 65V64H262ZM259 255V254H258Z\"/></svg>","mask_w":264,"mask_h":264}]
</instances>
